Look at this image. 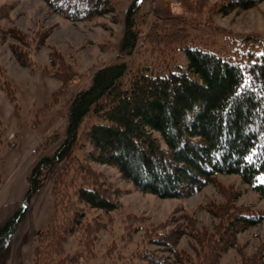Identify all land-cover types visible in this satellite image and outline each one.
<instances>
[{"label":"trees","instance_id":"16d2710c","mask_svg":"<svg viewBox=\"0 0 264 264\" xmlns=\"http://www.w3.org/2000/svg\"><path fill=\"white\" fill-rule=\"evenodd\" d=\"M46 1L73 21L123 11L120 55L136 53L146 21L143 0H129L125 11L121 6L125 0ZM178 1L194 12L205 3ZM263 1L233 0L222 12L248 10ZM193 38L183 15L159 17L145 36V49L160 59L161 66H133L120 57L94 73L91 86L79 91L69 105L64 140L36 163L24 203L0 223V257L11 249V240L47 174L63 163L54 180L53 216L34 239L32 264H76L79 255L66 249L69 236L91 210L109 214L121 207L116 189L91 162L116 166L139 190L160 198L189 197L214 184L226 194L225 203L211 208L219 219L213 232L199 231L189 220L186 228L191 230L183 229V235L191 234L198 242L194 254L177 248L180 232H163L160 225L147 236L155 248L139 251L129 264H221L237 234L264 219L247 204L237 205L234 191L218 181L220 175H239L264 199L260 179L264 176V41L260 52L248 50L235 59L195 47ZM247 38L255 37L243 39ZM180 50L187 56L186 67L175 62ZM27 58L26 62L18 55L23 64L31 62ZM0 88L10 94L16 91L1 68ZM98 227L99 223H91L83 228ZM239 264H264V243Z\"/></svg>","mask_w":264,"mask_h":264},{"label":"rangeland","instance_id":"374dc122","mask_svg":"<svg viewBox=\"0 0 264 264\" xmlns=\"http://www.w3.org/2000/svg\"><path fill=\"white\" fill-rule=\"evenodd\" d=\"M232 1L205 0L202 10L194 12L178 0H143L146 21L140 28L141 41L133 56L123 58L120 55L123 11L73 21L54 11L46 0H0V15L3 14L0 68L16 89L10 94L0 88V215L5 216L3 221L24 203L28 178L36 163L64 140L69 105L79 91L91 86L99 68L120 57L133 66L162 65L157 56L145 49V36L159 17L183 15L194 37L193 45L203 50L230 54L235 59L248 50L260 52L263 48L260 41H264V1L248 10L237 8L229 14L222 12ZM128 2L121 4L124 11ZM244 36L255 38L243 39ZM18 55L26 62L30 56L31 62L23 64ZM175 62L186 67L187 56L183 50L176 53ZM46 143L49 146L43 150ZM64 165L56 166L47 174L42 190L35 195L11 240V249L0 257V264H10L16 238L28 215L32 216V226L42 223L34 230L35 237L48 227L54 212V180ZM91 167L116 189L121 207L109 214L91 210L85 223L69 236L66 249L79 255L76 264H129L139 251L155 248L147 236L160 225L163 232H180L177 248L194 254L198 242L191 234L183 235L185 229L191 230L186 228L188 220L199 231L213 232L219 219L211 208L227 201L226 194L216 184L189 197L160 198L139 190L114 165L91 162ZM218 178L222 188L234 191L237 205L247 204L264 214V199L243 183L239 175ZM3 221L0 219V223ZM90 222L96 226L99 223V227L95 231L84 229ZM237 236L235 245L222 254L221 264H239L244 255H251L262 246L264 219Z\"/></svg>","mask_w":264,"mask_h":264},{"label":"crops","instance_id":"0c3cea01","mask_svg":"<svg viewBox=\"0 0 264 264\" xmlns=\"http://www.w3.org/2000/svg\"><path fill=\"white\" fill-rule=\"evenodd\" d=\"M4 217L5 216L0 215L2 221L4 220ZM40 226H42V223L32 226L31 214L26 217L21 225V232L18 235V238H16L17 242L10 257V264H32V245L35 239L34 230H37Z\"/></svg>","mask_w":264,"mask_h":264},{"label":"snow or ice","instance_id":"6c2138e0","mask_svg":"<svg viewBox=\"0 0 264 264\" xmlns=\"http://www.w3.org/2000/svg\"><path fill=\"white\" fill-rule=\"evenodd\" d=\"M242 79H244L245 84H246V83H247V78H246V77H242ZM237 86H238V87L241 86V85L239 84V81L237 82ZM260 179H261V180H264V176H261Z\"/></svg>","mask_w":264,"mask_h":264}]
</instances>
